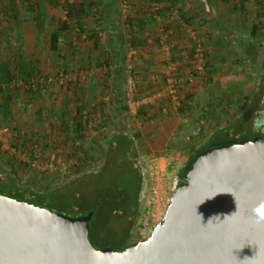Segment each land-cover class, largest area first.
Wrapping results in <instances>:
<instances>
[{
  "label": "rangeland",
  "instance_id": "374dc122",
  "mask_svg": "<svg viewBox=\"0 0 264 264\" xmlns=\"http://www.w3.org/2000/svg\"><path fill=\"white\" fill-rule=\"evenodd\" d=\"M37 1L39 0H29V5L34 7ZM43 1L46 5L45 19H41L39 22H26L23 21L22 16L27 9L23 7L22 0H0V124L10 126L18 135L15 139L16 146L18 147L17 154H12L10 151L0 147V162L12 172L14 178L19 183L41 191L44 189V185L42 186L40 183V174L43 173V170L39 167L42 160L39 159L40 161L37 160L35 165H30L24 162L21 154L27 153L32 156L34 153H39L41 151L40 147H42L40 143L41 139L46 138L45 133L49 131L47 137L49 138L50 136L53 144L57 143L58 147L62 145L65 149H69L67 152L69 153V157L67 156L68 163L71 161V155L75 160H78L76 159L77 156H73L74 153H72V150H74L72 137L64 134L62 128L70 121V117L75 114V106L78 103H84L85 106L88 95L82 92L79 95L78 90H82L84 87L87 88L89 79L92 76L97 75L100 78V85L104 87L101 96H99L100 99L104 100L103 98L111 96L115 103L122 104V102H118V94H115L119 91H117L113 82V67H109L105 63L108 52L103 45L107 43V30L114 24L120 28V31L129 43L132 40L135 41L133 33L129 31L125 20L129 9L135 10L136 3L140 0H84L85 2L93 3L95 7H99L102 11L96 12L85 19L84 22H86L88 31H80L76 23L72 22L67 14L66 1L75 4L83 0ZM253 3V0L248 3L246 11L251 12L255 10L257 14L261 15V20L264 22V0H262V6H259V8H254ZM257 14L254 13L253 15L256 17ZM217 17L220 23L225 18L222 14H219ZM247 18H249L248 15ZM218 19L216 18V20ZM256 19L258 20L257 17L255 21H257ZM60 21H68L70 28L62 31L59 50L53 51L50 46V36L52 31L58 27ZM151 23L154 24L152 21ZM92 30L99 31L102 48H95L93 40L90 37ZM18 37L24 40V57L18 54L21 51L17 40ZM240 48L242 49V47ZM126 50L125 55H130V52H132L131 46H128ZM124 58V62L119 66L125 69L122 101L128 106L126 93L128 70L130 68L134 70V67H132L134 62L127 60L131 56L127 58L124 56ZM254 58H245L243 61L234 62V69L237 72H234L231 78L224 77L229 72L226 68L218 73L220 75L218 78L215 76L208 79L202 78V83H204L202 86L208 88L203 101L207 99V102L212 103L206 106L204 111L199 109V105H197L198 107L195 104L192 105L194 121L191 125L194 127V130L203 129L198 133V136L200 135L199 138L207 137L205 136L207 129L208 131L213 130L217 127V124L219 125L223 122V117L220 115L224 107L221 100L223 96L221 94L224 95L223 92H227L228 86L236 88L238 93L239 90L242 92V88L246 90L244 91L245 93L247 91L250 92L248 95H244L249 96L246 97L245 104L249 101L248 98L250 96H255L254 92H256L258 85L263 86L264 89V71L261 70V66H254V62L256 61ZM26 63L29 69L32 70V78L27 82L15 70V67L19 64L26 65ZM9 70L14 75V79L11 81L8 79ZM199 78L196 77L194 80H198ZM260 80H262V84ZM236 90L233 89V94L224 96L225 100L228 99L230 101L232 99L234 108L236 109L228 112L230 119L227 121L229 122L232 120V116L239 114L235 118L238 122H235L238 123V127H243L242 130H244L245 134L252 131V133H259L264 138V124L261 120L264 118V103L261 104L259 101L252 102L250 106L252 111L250 110L249 118H243L240 114H242L244 108L242 106L244 104V96H238V99L235 95L237 93ZM140 92L142 91L140 90ZM8 93L11 94V97L6 102ZM254 108L256 110H253ZM100 112L103 113V111ZM90 113L93 114L94 111H90ZM122 113V118L121 116L119 118V116L117 117L119 114L117 110L116 112L112 110L106 112L108 116H106V121L97 122L98 124L96 125L89 122V138L95 137L102 132V140L104 141V138L109 136L112 129L127 127L130 131L135 130L137 128L136 124L140 121L138 118L139 114L133 113L129 106ZM199 116H202V118H195ZM41 121L43 123H40ZM96 127L101 128V132L97 133ZM25 138L29 140L26 144L24 143ZM35 149L38 151L34 152ZM58 157L59 155L56 154V161H58ZM142 162L145 168L147 166V159H142ZM68 166L72 167L73 164H68ZM73 168H75V171L72 174H66L64 178L63 176L54 178V185L57 183V180L61 181L62 178L67 180L79 169L81 172L79 162L75 163ZM60 206L61 204L50 205L48 209L63 211ZM67 212L71 213L70 211ZM62 213L65 214V212ZM92 237L93 243L98 249L109 245L117 247L122 245L124 241L122 234L120 235L112 231L109 237L108 233L99 234L97 227H93ZM104 240L109 241V245Z\"/></svg>",
  "mask_w": 264,
  "mask_h": 264
},
{
  "label": "water",
  "instance_id": "95a60500",
  "mask_svg": "<svg viewBox=\"0 0 264 264\" xmlns=\"http://www.w3.org/2000/svg\"><path fill=\"white\" fill-rule=\"evenodd\" d=\"M93 214L0 193V264H264V138L196 152L165 219L125 249L94 245Z\"/></svg>",
  "mask_w": 264,
  "mask_h": 264
},
{
  "label": "crops",
  "instance_id": "0c3cea01",
  "mask_svg": "<svg viewBox=\"0 0 264 264\" xmlns=\"http://www.w3.org/2000/svg\"><path fill=\"white\" fill-rule=\"evenodd\" d=\"M253 1L254 8L262 6L261 0L259 2L258 0ZM239 2L240 0H176L174 2L175 5L170 3L169 7L171 8L167 11L162 10L161 5H156V3H152L150 0H140L139 2L137 1L135 10L132 8L129 9L127 18L134 16L135 19L145 18V21H148L144 25V28L140 27L142 26V22H138L136 25L137 29L134 31L135 43L133 41L129 43L125 37L122 41L121 63L125 60L124 56L126 58L131 56L132 59L129 58L127 60L134 62L132 67H134L141 85V95L160 92L162 90L164 87L165 73L171 64L174 65L178 75L186 78V81L180 87L182 103L179 107L169 105L165 98H159L154 102L145 104L140 109L143 111L138 115L140 121L136 124L137 128L135 130L130 131L127 127L123 128L137 135L136 144L138 146V152L142 159H147V166L151 159L156 158L159 164L168 168L169 171L180 174L190 156L210 140L212 131L219 126L227 124V120L230 119L228 112L230 110L234 111L235 108L232 99L229 101L226 98L227 100H225L224 96L233 94V89L236 90V88L232 86L227 87V92H223L224 95L221 94L223 96L221 100L224 107L220 115L223 117V122L219 125L217 124V127L213 130L208 131L207 129L205 134L207 137L199 138L200 135L198 136V133L203 129L199 128L194 130V127H192L191 124L194 121L192 105L195 104L196 107L199 105V109L204 111V108L212 103L207 102V99L203 101L208 88L202 86L204 84L202 83V78L208 79L214 76L218 78L220 77L218 73L222 69L224 70V68L229 71L224 77H233V73L237 72L234 69V62L239 61L240 58L253 59V57H257L259 62L264 60V56L262 57L264 55V41L257 48L256 44L260 42L256 36L251 37L253 27L256 23V17L253 14H257V12L255 10L251 12H246L245 10L242 12L239 8ZM162 5L165 8L168 4L164 1ZM160 9L162 13H158ZM219 14L225 16L221 23L217 17ZM247 15L249 18H247ZM127 18L125 22L129 27ZM151 21L154 24H150ZM262 25L264 26V22ZM163 29L168 34L166 44H162L161 42ZM199 44L203 47L200 58L197 56V47ZM103 46L106 47L107 51V43ZM128 46H131L132 52L127 56L125 55V51H127ZM108 55L109 53L107 57L110 56ZM123 70L125 71L124 68ZM213 73L215 74L213 75ZM116 74L113 75L114 79L117 78ZM196 77L200 78L194 80ZM96 78L98 81L95 80ZM92 80L94 82L96 81V83H93ZM93 84H96V92L101 96L104 87L100 85V78L97 75L89 79L87 88L84 87L82 90H78L79 95L81 94L80 92L87 93L88 95L86 100L87 108L83 110V114L90 117L89 122L96 125L98 124L97 122L106 121V112L112 110L114 112L117 110L119 113L117 117L119 116L120 118L121 116L122 118L121 104L115 103L111 96L103 98L105 102L103 113L100 112L101 108L98 107L100 105L99 101H101L100 98H98V105L96 101L88 104L91 93L93 92ZM236 91V97L250 93L248 91L245 93L244 91L246 90L243 88L242 92L240 90L239 93L238 90ZM262 101H260L261 104L264 103ZM249 102H252V99ZM80 104L78 103L75 106V110L78 109ZM90 111H94V113L92 114ZM195 118L201 119L202 116ZM235 118L237 117L232 116L233 120ZM40 123L43 122L41 121ZM114 130L112 129L110 134ZM46 132L48 133L49 131ZM47 133H45L46 138L41 139L40 143L42 147H40L41 151L39 152L42 160L40 169L43 170V173L40 174V183L42 186L44 185L42 191L54 185V178L61 176L64 178V175L72 174L75 171V168H73L74 164L78 163V160H75L71 155L70 163L73 166H68V164L72 165L67 160V156L69 155L67 152L69 149H65L62 145L58 147L57 143L53 144L50 136L49 138L47 137ZM27 142L24 141L25 144ZM36 151L38 150L35 149L34 152ZM72 153H74L73 150ZM56 154L59 155L58 161H56ZM76 174L78 173H74V175ZM63 178L61 181L57 180L56 184L62 182L64 180Z\"/></svg>",
  "mask_w": 264,
  "mask_h": 264
},
{
  "label": "trees",
  "instance_id": "16d2710c",
  "mask_svg": "<svg viewBox=\"0 0 264 264\" xmlns=\"http://www.w3.org/2000/svg\"><path fill=\"white\" fill-rule=\"evenodd\" d=\"M150 1L156 3V5H161L162 10L168 11L171 8L169 7L170 3L175 5L174 2L176 0ZM164 1L168 4L165 8H163L162 5ZM250 1L251 0H240L239 8L242 12L246 10V6ZM66 3L68 17L72 22L74 21L76 23L80 31H88L85 24L86 22H84L86 18L94 15L96 12H102L99 7H95L93 3L85 2L84 0L75 4L69 1H66ZM22 5L27 9L22 16L23 21L39 22L41 19H45L46 5L43 0L37 1L34 7L29 5V0H22ZM161 9L158 10V13H162ZM102 14L104 15V13ZM256 17L259 21L256 19L257 21L253 27L251 37L256 36L260 42L256 44L257 48H259L260 45H262V41H264V26L262 25L263 21L261 20V15L257 14ZM127 19L129 22V31L133 33V39L136 40L134 35V31L137 29L136 25L138 22H142V26L140 27L144 28V25H146L148 21H145V18L135 19L134 16L128 17ZM69 28L70 23L68 21H60L58 27L52 31L50 46L53 51L59 50L62 31L68 30ZM107 33V51L110 56L108 55L109 57H107L105 63L109 67H113V74L117 73V78H115L113 82L116 89L119 91L118 102H122L120 109L121 111H125L128 107L122 101L125 71L123 67L119 66L122 64V41L125 36L115 24L107 30ZM90 37L93 40L95 48H102V40L99 31L92 30ZM17 40L21 49L18 54L24 57V40L19 37ZM133 43H135V41H133ZM254 59L256 60L254 66L256 67L259 65L261 66V70L264 71V60L259 62L257 57ZM239 61H243V59L240 58ZM27 63L26 65L19 64L15 67V70L18 71L19 76L24 78L25 82L32 78V70L29 69ZM8 79L9 81L14 79V75L10 70L8 71ZM95 80L98 81L97 78ZM96 81L94 82V80H92L93 83H96ZM260 83L262 84V80H260ZM95 85L96 84H93L92 86L93 92L91 93L88 104H92L96 101L98 105L99 93L96 92ZM262 89L263 86L258 85L255 96H250V98H248L249 101L251 99L252 102H260L263 100L264 89ZM10 97L11 94L8 93L6 102ZM246 97L249 96H244V104H242L244 108L242 114H240L243 118H249L250 110L252 111L250 108L252 102L248 101L245 104ZM99 102L100 105H98V107L104 112L105 102L102 99ZM86 103L87 102H85V106L82 105V103L78 106L74 116L72 118L70 117V121L62 128L64 134H68V136L72 137L71 140L74 145L73 156L78 157L81 172L79 169L77 170L78 174L55 184V186L47 190L41 191L37 188L19 183L18 180L14 178L12 172L0 162V193L46 208L50 205L54 206L61 204L60 207L63 211H58L65 212V214L67 213V215L73 217L85 216L93 212L92 220L89 223L92 241L93 227L98 228L99 234L108 233L110 237L112 231L118 233L113 229L114 226L120 220L125 219L128 221V229L123 234V244L116 247L114 245H109L110 242L104 240L108 242L107 245L109 246L100 247L112 248L114 250L125 249L130 244V238L138 222L142 208L147 186V170L143 167L142 158L138 152V146L136 144L137 135L129 132L127 129H115L112 134L109 133V136L104 138L103 142L101 128L99 129L96 127L97 133H101L95 137L92 136V138H89L88 129L90 117L83 114V110L87 108ZM253 110H256V108ZM142 111L143 110H140L139 114ZM237 115L238 114L234 116L237 117ZM232 120L213 130L210 140L196 150L195 153L209 145L219 142L262 137L259 133H252V131L245 134L243 132L244 130H242L243 127H238L237 119L234 121ZM25 141L29 140L25 138ZM75 148L78 149L77 152ZM194 154L190 156L180 172V176L183 180L186 176V169Z\"/></svg>",
  "mask_w": 264,
  "mask_h": 264
},
{
  "label": "built area",
  "instance_id": "2783aa9c",
  "mask_svg": "<svg viewBox=\"0 0 264 264\" xmlns=\"http://www.w3.org/2000/svg\"><path fill=\"white\" fill-rule=\"evenodd\" d=\"M168 41V34L163 29L162 44ZM203 47L199 44L197 47V56H202ZM186 81V78L176 73L174 65L167 68L164 79V87L159 92L147 93L141 95L138 76L130 68L127 78V98L128 106L135 114H139L140 109L148 103L154 102L159 98H165L169 105L179 107L182 103L180 87ZM17 134L7 125L0 124V147L17 154L18 147L15 139ZM24 162L35 165L37 160H41L40 153H34L32 156L27 153L21 154ZM39 160V161H40ZM40 168V167H39ZM147 186L139 214L138 222L134 227L130 242H138L151 236L155 228L165 219L171 198L177 187L184 181L179 173L171 172L165 166L159 164L155 159H151L146 167Z\"/></svg>",
  "mask_w": 264,
  "mask_h": 264
},
{
  "label": "flooded vegetation",
  "instance_id": "af4514ba",
  "mask_svg": "<svg viewBox=\"0 0 264 264\" xmlns=\"http://www.w3.org/2000/svg\"><path fill=\"white\" fill-rule=\"evenodd\" d=\"M263 101H264V99H263ZM262 101V102H263ZM261 103V102H260ZM263 116H264V114H263ZM262 121H263V124H264V118H262L261 119ZM115 231H117L118 232V234H124L126 231H127V229H128V221L127 220H120L115 226H114V228H113Z\"/></svg>",
  "mask_w": 264,
  "mask_h": 264
},
{
  "label": "clouds",
  "instance_id": "9594fccd",
  "mask_svg": "<svg viewBox=\"0 0 264 264\" xmlns=\"http://www.w3.org/2000/svg\"><path fill=\"white\" fill-rule=\"evenodd\" d=\"M262 219H264V218H262ZM257 222L259 223L260 221L258 220Z\"/></svg>",
  "mask_w": 264,
  "mask_h": 264
}]
</instances>
